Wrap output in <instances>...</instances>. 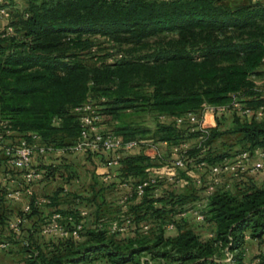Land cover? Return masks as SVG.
Wrapping results in <instances>:
<instances>
[{
	"label": "trees",
	"instance_id": "1",
	"mask_svg": "<svg viewBox=\"0 0 264 264\" xmlns=\"http://www.w3.org/2000/svg\"><path fill=\"white\" fill-rule=\"evenodd\" d=\"M10 18L12 35H5V24L0 25V120L8 121L15 137L35 133L54 147L72 145L77 139L79 124L73 109L87 96L101 105V116L118 120L109 131L127 139L143 137L150 130L121 121L125 110L179 117L197 111L202 103H226L230 93L250 87L248 77L264 55V0H28L23 13ZM99 40L109 48H125L126 53H107L104 61L89 64L88 54ZM150 40L153 44L147 45ZM53 118L60 123L52 124ZM155 119L154 140L173 143L188 138L174 124ZM215 122L200 159L214 163L237 151L216 153L212 148L224 134L239 135L238 150L264 149V119L254 122L223 115ZM76 154L109 156L104 152L33 156V167L45 175L35 183L52 179L65 166L63 161ZM189 154L197 155V150ZM148 166L133 167L125 159L118 176L134 186L148 178ZM95 185L89 198L61 187L49 196L46 211L30 205L23 224L32 231L20 240L24 264H244L245 235L250 240L264 235V182L258 178L246 177L208 198L203 221L193 220L210 225L211 237L184 229L189 216L176 217L187 210L184 205L201 198L202 189L189 178L184 187L191 188L188 193L171 185L151 197L146 188L143 197L128 206V231L112 234L105 228L92 229L104 212L116 211L107 205L102 209L104 187ZM3 192L0 184V230L18 235L20 231L8 228L11 213ZM59 193L70 200L65 208L59 207ZM78 207L88 210L87 217H79ZM52 211L70 213L75 222L87 226L84 242L41 234L39 229ZM20 214L21 209L15 217ZM166 223H173L171 231L165 230ZM150 224L155 230L147 240L148 230L142 229ZM116 234L122 238L115 239ZM5 240L13 241L5 237L0 242Z\"/></svg>",
	"mask_w": 264,
	"mask_h": 264
},
{
	"label": "built area",
	"instance_id": "2",
	"mask_svg": "<svg viewBox=\"0 0 264 264\" xmlns=\"http://www.w3.org/2000/svg\"><path fill=\"white\" fill-rule=\"evenodd\" d=\"M9 18L10 13L7 7L0 3V20L6 21ZM12 33V27L6 24L4 34L12 35ZM259 66L263 72L262 77H258L259 82L252 81L254 85L230 93L226 103L217 105L202 103L197 111H190L179 117L158 115L160 122L172 123L186 132L185 134H191L193 137L173 143L164 141L163 143L168 147V156L157 166L147 167L145 171L149 176L142 182L132 186L129 182L122 180L120 184L127 187L130 193L119 201L113 214L99 220L92 229L105 228L110 234L128 231L131 225V217L126 213L128 206L131 201L143 197L146 188H150L151 197H157L161 193V187L167 188L174 185L178 189H183L187 178L191 179L197 187L202 189L201 198L189 209L177 213L176 217L190 216L196 222H201L204 219L203 209L207 200L216 191L230 190L235 183L246 177L258 178L264 182V149L262 148L237 150L214 163L200 159L207 152L206 142L210 129L215 126L216 116L235 115L240 119L254 122L264 119V55ZM248 91L252 94H248ZM73 112L79 124V135L72 145L63 147L46 145L35 133L15 137L8 121L0 120V154L4 166L0 172V184L3 185V198L7 202H23L21 214L8 224L9 230L13 233L20 231L25 222L24 215L30 211L31 204L38 206L51 203L49 199L35 196L33 184L44 179L45 175L42 170L33 167V156L104 152L109 153L104 162L105 166H119L122 155L136 147L142 149L146 159L154 160L161 156L155 143L151 141L140 138L127 139L101 128L100 106L89 96L81 105L75 107ZM59 123V119H52V124ZM192 149L197 150V155L189 154ZM131 166L135 167L133 164ZM114 176V174H107L102 177V180L107 181ZM78 215L85 218L88 210L78 207ZM155 223L161 224V219H155ZM173 227V223L164 224L166 231H171ZM147 228V225L143 226L144 233ZM39 231L41 234L62 238L71 237L78 241L87 228L83 223L75 222L70 213L61 214L52 211ZM211 235V232L205 234L206 237ZM11 239L15 240L13 237ZM244 240L248 243L249 236L245 235ZM254 241L258 247L251 257L244 260V264H264V235L261 239ZM9 245L8 240L1 241L0 249L5 250Z\"/></svg>",
	"mask_w": 264,
	"mask_h": 264
},
{
	"label": "crops",
	"instance_id": "3",
	"mask_svg": "<svg viewBox=\"0 0 264 264\" xmlns=\"http://www.w3.org/2000/svg\"><path fill=\"white\" fill-rule=\"evenodd\" d=\"M0 25H3V23L0 20ZM109 124V125H108ZM108 124L104 123V119L102 117L101 120V128L109 130L113 127L114 124H116V121H109ZM142 140L151 141L155 143L158 153L161 155L160 157H157L154 160H149L144 157L143 151L140 147H136L133 150L129 151L128 153L122 155V158L120 160L119 166H105L104 162L106 160V157L95 155V156H89L86 157L83 154H76L74 156H70L66 161H63L62 164L65 163V166H62L56 171L55 176L50 179L49 181H45L44 183L40 184H34V192L35 196L39 198H46L49 199V196L52 195V193L57 188H63L64 191L68 192H74L78 195H81L83 197H90L91 193V186L95 185L94 182L96 181L95 188L98 189L100 186L104 187L103 189V199L105 201V205L102 206V209L106 208L107 206H110V208L117 209L119 201L128 195L130 193L129 189L123 185H121V181L119 176L120 175V167L123 161L125 159L128 160L131 164H133L137 168H142L145 163H149L150 166H154L155 164L161 163L163 159H165L168 155L167 151V145L164 144V141H157L150 137H137ZM193 140H191L192 142ZM168 143V142H167ZM55 155H48V157H54ZM129 158V159H128ZM145 158L147 161L143 160ZM44 160H47L44 159ZM148 166V167H150ZM3 160L2 156L0 154V172L3 170ZM147 169V168H145ZM107 174H114L115 176L110 178L107 181H103L102 177ZM71 176V177H70ZM108 183H112V185L108 186ZM149 193V192H148ZM63 193L58 194V200L59 207H66V203L69 202V199H62ZM140 198L135 199L130 202V204H135L139 201ZM25 202V201H24ZM51 204V203H50ZM50 204H42L38 205V208L42 211H46L48 206ZM7 209H10V220H12L13 217L20 211L23 202H7ZM192 206L190 205L188 207L184 206V208L189 209ZM112 214L108 212H104V215L102 217H105V215L108 217ZM106 217V218H108ZM188 217V216H187ZM192 218V217H188ZM193 220V218H192ZM26 223V222H25ZM87 227V226H86ZM11 233L9 234L6 230H0V240H2V236L5 237H11ZM82 240V238H81ZM256 244L254 240L248 241L245 245V258H249L254 254L253 248H249L250 244ZM8 252H11V258L10 260H19L22 257V254H20L18 257L14 254L15 249L7 248L5 250L0 249V264H6L3 262L2 258L4 256H9ZM10 258V256H9ZM5 259V258H4ZM5 261V260H4ZM98 263V261H95L91 264Z\"/></svg>",
	"mask_w": 264,
	"mask_h": 264
},
{
	"label": "rangeland",
	"instance_id": "4",
	"mask_svg": "<svg viewBox=\"0 0 264 264\" xmlns=\"http://www.w3.org/2000/svg\"><path fill=\"white\" fill-rule=\"evenodd\" d=\"M27 1L28 0H0V3L2 5H4L5 7H7L8 11L10 13V16L13 19H15L23 13V11L26 7ZM239 1H241V0H229V3H237ZM10 19L11 18H9V20ZM9 20L1 21V22L6 25ZM167 37H169V36H167ZM158 39H163V37L159 36ZM148 44H153V41L150 40L147 43V45ZM92 51H93L92 53L88 54L89 57L86 60L87 63L92 64V65L97 63L99 59L100 60L102 59L101 61H104L105 55L107 53H112V54L115 52L116 53L121 52L122 54L126 53L125 48H117V47L109 48L108 43L104 42L103 40L97 41L96 45L93 46ZM138 52H141V51H138ZM259 67L260 66L258 65L256 67V72L249 75V77H248L249 82H250L249 83L250 86L254 85V83L252 81L259 82V80H260L259 78H261L263 75V72H261ZM257 70H259V71H257ZM256 86H257V83H256ZM99 106H100V112H101L102 111L101 105H99ZM158 115H160V114H158ZM158 115H156V113H154V112H148L146 110H143V111L140 110L137 112H134L132 110H125L121 115V121L126 122L128 124H132V125H140L142 127H146L147 129L150 130V133L145 134L143 137H150V138L154 139L156 137L155 136L152 137L151 132H153V130L155 129V121H156L155 118H157ZM102 117L104 119V123H106V124H108L109 121H118V120H116V118L108 117V116H105L104 114H102ZM227 123L228 122L225 121L222 124L223 130H226V127L228 125ZM215 124H216V122H215ZM184 135H185V137H188V138H184V139L191 138L188 136L189 134H184ZM212 148L216 151V153H223L225 151H230L232 149L238 150L241 148V141H240L239 135H237V134H224L212 142ZM180 189L182 190L183 193H188L189 191H191L190 187H186L183 189L180 188ZM189 205H190V203H187L184 206L188 207ZM106 217H108V215L107 216L105 215V217H103L102 219H106ZM188 221L189 222L184 223V226H183L184 229L185 228H191L195 231V233H197L201 237L204 235V233H206L207 231L210 230V225L199 224V223H196L192 219H189ZM147 230H148V232L145 234V236L147 237V240H151V238L153 237V233H154L155 228L153 227V225L150 224V226L147 228ZM30 231H32V227L30 225L22 224V226L20 228V233L18 235H12V234L10 235L15 240H13L11 243L9 242L10 245L8 246V249L12 247V249H15L14 254L17 257L20 254H22V257H21V259L16 260V261L10 260V259H12L11 258V252H8L10 258H9V256H4L2 258L4 263H6V264H24L23 249H22V244H21L20 240L24 239ZM119 235L120 234H116L115 239H121L122 237ZM2 238H5V236H2ZM83 242H84V239L82 237V240H80V243H83ZM254 246H256V247H254ZM251 247H254L253 250L256 251L258 245L253 243V244H250L249 248H251ZM153 263L154 264H160V263H157L156 261H153ZM95 264H108V263L105 261H98V263H95Z\"/></svg>",
	"mask_w": 264,
	"mask_h": 264
}]
</instances>
